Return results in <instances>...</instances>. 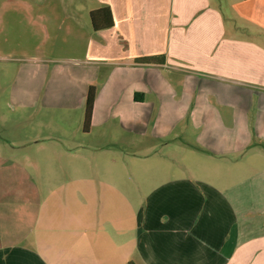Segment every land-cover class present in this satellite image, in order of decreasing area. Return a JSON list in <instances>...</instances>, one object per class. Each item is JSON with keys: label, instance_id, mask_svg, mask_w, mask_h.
I'll return each instance as SVG.
<instances>
[{"label": "crops", "instance_id": "crops-1", "mask_svg": "<svg viewBox=\"0 0 264 264\" xmlns=\"http://www.w3.org/2000/svg\"><path fill=\"white\" fill-rule=\"evenodd\" d=\"M214 1L0 0V60L73 42L83 126L96 89L0 162V264H264V0Z\"/></svg>", "mask_w": 264, "mask_h": 264}, {"label": "rangeland", "instance_id": "rangeland-1", "mask_svg": "<svg viewBox=\"0 0 264 264\" xmlns=\"http://www.w3.org/2000/svg\"><path fill=\"white\" fill-rule=\"evenodd\" d=\"M54 46L59 52L48 64L22 54L23 48L17 49L12 61L0 60V147L20 141L11 153L0 152L2 164L15 162L2 170L8 176L14 173L9 169L19 172L24 167L28 137L62 133L70 138L83 132L82 98L75 82L80 67H76L73 42H54L48 50Z\"/></svg>", "mask_w": 264, "mask_h": 264}, {"label": "trees", "instance_id": "trees-1", "mask_svg": "<svg viewBox=\"0 0 264 264\" xmlns=\"http://www.w3.org/2000/svg\"><path fill=\"white\" fill-rule=\"evenodd\" d=\"M90 17L94 31L109 29L114 25L112 13L109 8H101L96 11H93L91 12ZM165 62H166V58L164 55L143 57V58H138L136 60V63L143 65H164ZM95 97H96V89L93 86H91L89 88L87 100H86L85 118H84V126H83V130L85 132L88 131L91 124Z\"/></svg>", "mask_w": 264, "mask_h": 264}]
</instances>
